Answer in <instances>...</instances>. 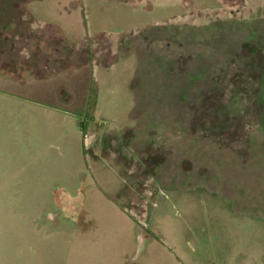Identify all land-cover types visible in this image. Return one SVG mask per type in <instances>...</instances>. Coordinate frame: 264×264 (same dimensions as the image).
Masks as SVG:
<instances>
[{"label": "rangeland", "instance_id": "rangeland-1", "mask_svg": "<svg viewBox=\"0 0 264 264\" xmlns=\"http://www.w3.org/2000/svg\"><path fill=\"white\" fill-rule=\"evenodd\" d=\"M19 1L16 68L66 65L60 24ZM84 1L59 21L109 34L90 63L0 74V264H264V0L146 26Z\"/></svg>", "mask_w": 264, "mask_h": 264}, {"label": "crops", "instance_id": "crops-1", "mask_svg": "<svg viewBox=\"0 0 264 264\" xmlns=\"http://www.w3.org/2000/svg\"><path fill=\"white\" fill-rule=\"evenodd\" d=\"M77 0H29L26 3L27 8L31 11L34 8L38 11V6L42 7L40 13H46L47 19H52L58 22L61 26L63 23L59 21V18H66L65 15H69L70 12L76 14L77 9L82 7V4L76 3L72 5ZM94 2L97 0H85ZM99 1V0H98ZM104 1V0H103ZM116 6L123 7L121 15L116 19H122L127 22V26H146L149 23L155 24L156 22L162 23L165 20L173 21L176 18L182 17L186 14L185 4L183 0H105ZM193 1L195 6L199 9L210 8V5L215 0H190ZM13 4V3H12ZM14 6V5H13ZM68 7V8H66ZM67 9V11L65 10ZM36 12V11H35ZM32 13V12H31ZM59 16V17H57ZM63 20V19H62ZM8 28V27H5ZM62 29V28H61ZM63 32V30H62ZM64 34V33H63ZM67 94V92L65 93ZM59 96V93L56 94ZM70 99V94L68 97L61 101L59 98V103H68ZM62 104V103H61ZM137 241V232L134 234V242Z\"/></svg>", "mask_w": 264, "mask_h": 264}, {"label": "trees", "instance_id": "trees-1", "mask_svg": "<svg viewBox=\"0 0 264 264\" xmlns=\"http://www.w3.org/2000/svg\"><path fill=\"white\" fill-rule=\"evenodd\" d=\"M29 0H20L19 3L24 2L23 7L25 9H27V6L25 5L26 2H28ZM19 8H17L18 10ZM21 10V9H20ZM19 10V11H20ZM23 11V9L21 10V12ZM19 12L17 11V14ZM15 24V26H14ZM13 24V26H10L8 28H3L0 30V57L2 62V65L0 64V74L3 75H8L16 80H21L22 77H24V72H28L30 75H32L33 77L36 78H44L48 75H52L54 72H59L62 70H68L70 67H72V65H75V63L70 64V58H72L71 56L75 55L77 48H82L84 47L85 50L83 51L84 55H79L80 56V60L78 63L79 65H84L85 63H90L92 60V56H93V51L90 49V44L91 42H95L97 41L98 38H106L108 39L109 34L105 33V32H99L98 34H96L95 36H86L84 39L78 41V42H68L67 39L65 38V35L63 34L62 30L60 29L59 26H47L49 28L52 29V31L57 33L56 36V41H54V43L57 45V47L63 51L66 52V56L68 57L67 62L64 63L66 65L59 67L58 65H52L49 66L47 62L43 63V68H45L43 71H39L37 69H30L27 71L28 68H16V60L15 58L13 59V57L11 56L13 54V49H15V46L17 47V54H21L22 48H23V44L19 45L18 43L21 42L22 40L19 39L18 41V33L16 31L17 27L16 26V22ZM55 33V34H56ZM1 34H3L4 37H1ZM15 38V41L13 40ZM82 42V44L80 43ZM80 43V44H79ZM15 44V45H14ZM81 45H83L81 47ZM61 50H60V54H61ZM22 55V54H21ZM24 57V56H23ZM69 60V61H68ZM115 60L113 59H108V60H102L101 61V65L103 66H108L110 64H112ZM58 62H60L61 64L63 63L62 60H58ZM21 63V62H20ZM23 64H27V62L24 61ZM27 66V65H26ZM42 70V69H40Z\"/></svg>", "mask_w": 264, "mask_h": 264}, {"label": "flooded vegetation", "instance_id": "flooded-vegetation-1", "mask_svg": "<svg viewBox=\"0 0 264 264\" xmlns=\"http://www.w3.org/2000/svg\"><path fill=\"white\" fill-rule=\"evenodd\" d=\"M218 1L220 4L217 5V6H211L210 8H202V9H199L198 7L195 6L194 2L193 1H190V0H183V3L185 4V12L186 14L182 17H186L188 15H192V16H195L197 14H200V13H209V12H215V11H219L223 9L222 7V4H221V0H216ZM241 9H245V7H241V8H235L233 10H227V9H224V11H227L229 13H238L241 11ZM173 19L171 20H165L164 22L160 23L161 25H166L167 23H170L172 22Z\"/></svg>", "mask_w": 264, "mask_h": 264}]
</instances>
